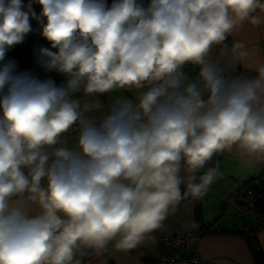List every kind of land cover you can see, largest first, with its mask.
Wrapping results in <instances>:
<instances>
[{
    "label": "clouds",
    "instance_id": "1",
    "mask_svg": "<svg viewBox=\"0 0 264 264\" xmlns=\"http://www.w3.org/2000/svg\"><path fill=\"white\" fill-rule=\"evenodd\" d=\"M245 22L264 0H0V264L155 243L214 157L264 164V57L225 44Z\"/></svg>",
    "mask_w": 264,
    "mask_h": 264
},
{
    "label": "crops",
    "instance_id": "2",
    "mask_svg": "<svg viewBox=\"0 0 264 264\" xmlns=\"http://www.w3.org/2000/svg\"><path fill=\"white\" fill-rule=\"evenodd\" d=\"M234 41L243 42L248 48L260 49V55L264 57V24L254 27L245 22L225 41L228 49ZM222 47L223 45L214 46L210 55L224 64L227 56L221 57ZM32 49L33 47L26 43L18 45L9 53V57L15 58L22 69L34 68ZM190 71L195 74L196 69L190 68ZM237 71H244V68L237 65ZM214 160L220 162L222 175L210 186L206 196L199 200L200 222L210 228L200 236L196 247L176 248L164 240V237L196 228V203L188 200L182 203L175 215L164 222L165 227L156 233L155 243H147L131 250H118L110 245L100 254L90 253L83 257V264H149L160 254L171 253L179 256L195 250L205 257L209 264H255L246 241L235 233L248 228H257V241L264 252V225H260L251 202H246L244 208H238L231 201L234 198L240 200L243 183L247 181L254 180L264 185V164L245 168L234 153L227 152L217 155ZM191 224L195 227H185Z\"/></svg>",
    "mask_w": 264,
    "mask_h": 264
},
{
    "label": "built area",
    "instance_id": "3",
    "mask_svg": "<svg viewBox=\"0 0 264 264\" xmlns=\"http://www.w3.org/2000/svg\"><path fill=\"white\" fill-rule=\"evenodd\" d=\"M243 185V184H242ZM256 185V181L250 183L247 187L242 186L243 194L240 196V200L234 198L231 202L238 208H244L246 202H251L252 200V190ZM164 240L176 248L191 249L196 247L199 240L200 234L198 230L194 228L193 230L184 231L175 235L164 237ZM208 260L203 257L198 251H193L187 254L175 256L171 253L160 254L156 258L152 259L149 264H208Z\"/></svg>",
    "mask_w": 264,
    "mask_h": 264
},
{
    "label": "trees",
    "instance_id": "4",
    "mask_svg": "<svg viewBox=\"0 0 264 264\" xmlns=\"http://www.w3.org/2000/svg\"><path fill=\"white\" fill-rule=\"evenodd\" d=\"M37 36L38 34L30 35L32 39H35ZM40 42L41 45H46V41H44L42 38H40ZM253 181L254 180L247 181L246 183H243L244 184L243 186L247 187ZM252 200H253V207L255 208L256 214L260 220V225H264V185H262L260 182H256V185L253 187ZM195 203H196L195 217L197 221L196 229L198 230V233L201 236L206 230H209L210 226L207 227L206 225L200 222L201 213H200V208L198 207L199 200H196ZM256 231L257 228H248L244 231L236 232L235 234H238L244 238V240L248 245L251 256L254 259L255 264H264V252H262L258 244Z\"/></svg>",
    "mask_w": 264,
    "mask_h": 264
},
{
    "label": "rangeland",
    "instance_id": "5",
    "mask_svg": "<svg viewBox=\"0 0 264 264\" xmlns=\"http://www.w3.org/2000/svg\"><path fill=\"white\" fill-rule=\"evenodd\" d=\"M39 9V7L37 6V10ZM33 26H35V22L33 21ZM26 45L28 46H40L41 45V42H40V37L37 36L35 39H32L30 36L27 38L26 40ZM28 57V56H27ZM29 59V57H28ZM30 60V59H29ZM32 65V64H31ZM34 66V65H33Z\"/></svg>",
    "mask_w": 264,
    "mask_h": 264
}]
</instances>
